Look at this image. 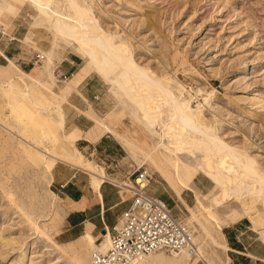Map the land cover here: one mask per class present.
Listing matches in <instances>:
<instances>
[{
  "label": "rangeland",
  "instance_id": "374dc122",
  "mask_svg": "<svg viewBox=\"0 0 264 264\" xmlns=\"http://www.w3.org/2000/svg\"><path fill=\"white\" fill-rule=\"evenodd\" d=\"M77 1L92 10L116 45L129 49L135 63L162 79L175 96H190L186 91L180 95L179 85L197 95L212 133L248 156L264 175V0ZM1 2L22 12L18 17L0 14V51L14 60L0 72V264H91L92 253L108 249L109 243L96 246L85 236L60 244L56 238L64 215L51 187L52 171L58 161L76 163L75 155L80 156L74 145L81 135L65 128L64 105L82 81L93 79L97 111L90 106L85 113L94 122L89 137L107 134L103 125L114 131L108 134L125 149L128 178L137 168L133 161L142 165L160 143L133 115L136 97L147 93L133 85L130 90L121 91L117 84L111 88L72 46L31 28L25 3ZM58 2L67 13L66 3ZM95 66L102 67L99 62ZM206 97L209 104L203 103ZM164 112L168 114L166 106ZM164 144L177 153L167 139ZM158 150L163 176L152 167L141 168L153 178L148 191L160 187L161 197L175 198L169 207L194 232L200 254L196 248L191 260L159 252L145 264H231L223 229L243 219L249 220V244L264 245L246 212L250 196L216 207L220 190L202 174L200 153H177V161ZM176 164L182 179L178 185ZM248 183L253 187L254 179Z\"/></svg>",
  "mask_w": 264,
  "mask_h": 264
},
{
  "label": "bare ground",
  "instance_id": "6f19581e",
  "mask_svg": "<svg viewBox=\"0 0 264 264\" xmlns=\"http://www.w3.org/2000/svg\"><path fill=\"white\" fill-rule=\"evenodd\" d=\"M12 1L17 4H26L30 10L31 28L49 32L54 36L55 41H62L72 46L84 58L86 64L93 68L111 88L117 84L121 91L122 89L130 90L133 89V85L138 91L146 92L147 95L144 98L136 97L138 104L133 109V115L143 124L150 136H157L160 139L158 149L163 148L177 161L179 160L177 153H200L203 157L202 162L199 163L202 174L220 190V193L214 198L215 206L222 207L230 201H241L250 196V204L246 212L254 224L253 229L255 228L264 240V175L248 156L241 155L233 148L227 147L226 143H221L215 133H212V128L203 115L204 105L198 102L197 95L179 85L180 95L186 91L190 96L189 98L175 96L162 79H157L150 71L140 68L135 63L129 49L124 45H116L113 36L108 35L101 28L92 10L80 5L77 0H61L66 3L67 13H63L58 8L60 4L58 0ZM2 3L0 4V14L8 12L15 17L21 14L22 9L14 8L8 2ZM98 62L102 67L95 66ZM109 66L113 69L112 72H110ZM124 74L128 76V80L123 79ZM50 76L53 81H56L51 73ZM200 93L201 91H198V94ZM196 100L198 104L194 106ZM203 101L205 104L210 103L208 97ZM164 106L168 108V114L164 112ZM141 113L142 115H140ZM103 127L106 132L114 133L107 126L103 125ZM203 130L207 131L203 132ZM202 135L203 139L199 138ZM118 137L121 139L119 135ZM165 139L168 140V145L176 147L177 153L165 148ZM122 141L128 145L125 140ZM158 149L155 155H145L146 160L142 165L132 160L134 165L139 168L152 167L163 176V154H160ZM174 177L176 184H181L180 164L176 167ZM252 178L254 185L252 184L253 187L250 188L248 181ZM146 180V176H143L138 183L145 187ZM125 183L128 186L131 185L129 182ZM256 184L260 185L259 191L255 189ZM86 240L90 244L94 243L91 237H87ZM194 242L200 254L196 236ZM155 254L139 264H145ZM172 255L176 258L180 255L188 256L186 252Z\"/></svg>",
  "mask_w": 264,
  "mask_h": 264
},
{
  "label": "crops",
  "instance_id": "0c3cea01",
  "mask_svg": "<svg viewBox=\"0 0 264 264\" xmlns=\"http://www.w3.org/2000/svg\"><path fill=\"white\" fill-rule=\"evenodd\" d=\"M12 61L0 51V72L7 69ZM92 83L91 78L82 81L78 86L79 92H72L64 105L65 128L78 130L81 137L74 145L80 154L75 155L77 162L60 160L52 171L51 187L62 201L64 215L56 235L60 244L72 243L86 236L91 237L96 246L107 245L114 234V227L132 203L131 193L119 189L116 184L126 179L125 149L108 133L98 140L89 137L94 122L85 113L90 106L97 111ZM162 194L158 187L151 195L161 197ZM161 198L169 206L176 202L172 196ZM223 235L231 264H264V245L249 244L248 219L224 227Z\"/></svg>",
  "mask_w": 264,
  "mask_h": 264
},
{
  "label": "built area",
  "instance_id": "2783aa9c",
  "mask_svg": "<svg viewBox=\"0 0 264 264\" xmlns=\"http://www.w3.org/2000/svg\"><path fill=\"white\" fill-rule=\"evenodd\" d=\"M143 176L147 178L145 187L138 183ZM152 181L137 166L118 185L131 193L132 203L114 227L108 249L94 251L91 264H139L158 252H186L191 260L197 257L194 232L173 215L165 201L149 193Z\"/></svg>",
  "mask_w": 264,
  "mask_h": 264
}]
</instances>
